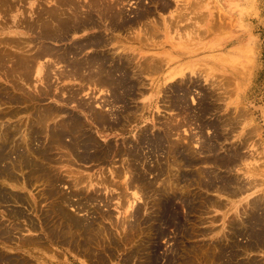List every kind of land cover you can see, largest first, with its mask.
<instances>
[{
  "label": "rangeland",
  "instance_id": "1",
  "mask_svg": "<svg viewBox=\"0 0 264 264\" xmlns=\"http://www.w3.org/2000/svg\"><path fill=\"white\" fill-rule=\"evenodd\" d=\"M62 1L65 5H62ZM62 1L9 0L5 6L2 5L4 2L1 1L0 40L3 37H12L13 40H18L19 38L21 41L27 39L29 41H25L26 49L29 47L28 52L31 54L35 53V51L31 52L30 50H37L40 44L36 45V42L33 41L36 36L34 32L39 29L38 26L59 23L61 19L58 18L60 17L58 13L62 9L63 12H72L78 9L82 14L80 15L79 13V17H85V11L91 10L92 14H94L93 17L97 16L98 22L102 20L99 18V11H102L104 8L98 10L96 7L99 0H72L71 4L69 0ZM105 2L109 5L106 7L113 8V11L117 12L118 9H122L124 13L123 17L120 14H114L113 18L119 19L118 21L122 22L123 25L128 18H136V20L133 22L128 21L129 23L123 26V28L121 27V30L109 29L107 27L102 33L106 36L105 38L110 39V43L109 41L105 44L102 42L98 47L90 43V45L85 46L86 48L83 49L79 56H85L88 53L91 54L96 51L107 52L108 54H103L108 55L110 58L108 59L112 65L116 61L118 64L116 63L117 65L115 66L119 67V64L121 65L118 69H116L117 67L111 68L115 69L113 71L115 74H113L117 81L113 84L116 87L113 84H109L110 86L103 84L105 85L103 86L102 84L97 85L88 82L82 87L79 76L65 77V75L63 76L59 73H63L62 70L65 68L67 70V67L65 62L55 59L57 56H53L54 53L45 54V56L43 55L38 59L40 64H46L47 62L53 64L49 67L50 70L38 71L35 68L32 73L31 71L29 72L31 75L29 74L30 80L28 79V82L22 78L20 79L21 76L18 79L16 78L17 82L21 83L18 85L19 82L17 84L15 78L9 77L11 70H14L13 67L11 68L13 66L12 62L2 61L3 59L0 55V60L2 59L0 70L2 66H5L2 67L4 70L0 71V110H2L0 111V150L4 147L3 150L7 159H3L2 163L0 162V177L3 168L4 173L7 174L8 171L12 172L10 174L15 175L19 179L16 185H12L11 180L7 177L0 178L2 192L4 190L7 193L10 192V196L9 193L0 196V223L2 222L0 224V229L2 230H0V258H2L0 263L1 261L2 264L8 263L7 257L15 253L13 257H9L11 258L10 260H14L11 261V264H19L20 262L21 264H149L147 260L148 249L145 248H147L149 237H154L152 224H158L157 212H159V207L156 204V202L158 203V198L154 194V191L150 189V191H145L144 195L146 196H143V199L147 200V204H144L142 199H139V203L137 202L140 205L143 204L139 219L129 218L132 199L128 197H130L129 195L132 196V191H136L137 189L132 188L133 186L129 188V182L125 183L129 178V174L125 175L123 170H127L124 169V166L129 163V160L126 162V165H124L126 160H122L123 157L128 158V156L126 154H123L125 156L116 155L113 156L114 158L112 156L107 158V161L104 160L105 162L103 161L102 163L99 161H89L88 163L86 160H80L77 154H73L70 151L64 152L67 150L66 148L60 147L57 144L54 146V141L52 140V142L51 138L47 140L49 137L46 133L50 135L54 125L62 123L63 119L70 113H76L82 117L86 125L88 124V127L91 126L89 128L93 135L102 145L108 143L114 147L117 146L119 148L123 146L122 148L126 147L128 149L145 132L148 134L159 133L168 137L169 141L163 144V147L158 150L159 153L158 151H154L152 146L148 147L147 143H143V159L146 160L143 161L146 164L148 163L147 165L149 166H154L158 159L162 161L158 162L155 166L165 163L169 158L170 145L173 141H177L180 146L183 145L181 146L183 147V151L193 156L194 160L191 164L185 163L184 160H179L183 161V163L180 162V168L183 172L189 173V175L192 172L189 181H183L180 184L182 186L178 185L177 187L175 182L173 184L176 188H183L184 192L191 198L193 209L191 210L192 212L190 211L191 213H187L186 208L178 205L179 203L177 204L179 215L181 218L184 216L183 220L187 222L184 224L185 226L183 225V231L191 234L181 233L182 228L178 232L176 226L172 223L168 226L164 225L163 227H166V236L160 238L158 241L159 248L157 252L159 255L165 256L172 252L171 249L175 244L174 237L177 236V232L180 235L178 241L179 258L175 264H185V262L186 264H192V262L195 263V260L197 261L195 264H211L208 258H204L197 253L201 252V248L204 247L203 249H206L205 247L208 246H211L214 251L218 246H221L240 253L236 257V260L246 262L255 258L257 261L259 260V264H264V245H256L258 247L255 246V248L251 249L248 248L252 241L256 239L254 234L264 232V0H105ZM76 3L79 5L75 6ZM10 6L13 7L12 10ZM2 10H6V12ZM53 11L55 13L58 11L57 18L59 20L55 18L57 15L52 13ZM142 11L144 13L147 11L146 15L139 16ZM64 19L69 21L70 18ZM110 19L112 17L108 18L104 23H108ZM46 20L50 21L49 24L45 22ZM30 21L35 23V25L31 24ZM26 22L32 25L34 28L32 31H28L29 28H27ZM99 30V27L89 22L83 28L71 32L65 40H53L51 44L56 48H60L63 45H73L77 41H84L95 35V33L97 34ZM141 36L144 38L142 37L143 39H141ZM6 38L3 39L7 40ZM10 38H8L9 41L11 40ZM2 46L3 44L0 45V48ZM7 46L5 45V47ZM5 47L2 48L11 54L23 52L18 46H13L14 48L8 46L12 50ZM15 48L17 49L14 50ZM70 55L71 57L73 56V54ZM145 62H148L147 65L151 66V68L149 66L144 68ZM149 63L154 64L150 65ZM125 65L128 66L126 67ZM138 65L143 70L134 68ZM124 66L127 72L121 69ZM122 71L126 72V74L130 73L126 81H122V76L126 75ZM20 72L24 73L25 71ZM129 81L132 82L131 85H129ZM88 104L98 111L107 109L104 112H108L109 108L112 109V114L109 113V117L115 123L119 121L118 127L116 126V128L113 127L112 129L103 128L102 130L92 120V112L94 111H90L92 109H90ZM101 104L105 105L104 109L101 108ZM48 110L50 115L47 112ZM51 110L52 113L50 112ZM40 114L49 115L47 117L50 121V132H47L44 126H42L40 119L43 116ZM117 117L119 120H115ZM37 123H39V127ZM33 129L36 131L35 133ZM27 130H32L31 136L32 134H36L35 137H31L35 140L30 138L29 145H31V149H28L24 141H22L24 140V134H27ZM27 135L30 136V133ZM36 136L39 137V140L36 139ZM139 136L140 138H138ZM65 139L68 140L69 137ZM44 142L46 145L49 143L48 146L44 147ZM5 149L9 152L7 153ZM16 149L18 152H16ZM43 149L44 151L45 149L48 150V153L45 151L47 159H45L46 154L42 153ZM34 150L38 151L35 152ZM30 152H32L33 158L29 157ZM22 153L23 155L27 154L24 157H29L28 162L20 158L19 154ZM67 155L70 157L68 158ZM63 158L64 160H62ZM170 158H172L171 155ZM35 160H39V162L37 161L38 165H36ZM46 160L47 162L51 161L47 163ZM58 161L60 162L58 163ZM25 162L26 164H24ZM28 163L34 167L28 166ZM4 165H7V168ZM39 167L43 170L46 169L47 173L50 172L52 177V171L53 173L56 172L55 176H58L57 174L60 177L63 175L59 188L66 194H63L57 186H53V183L48 181L47 175L46 177L45 174L42 175L45 172ZM8 168H11V170L7 171L6 169ZM35 168L37 170L40 169L42 172L39 173L40 170L37 171ZM118 168L122 171L119 177L114 175L116 173L114 170ZM204 170H209L211 172L210 176L212 174L213 177H211L213 179L210 178L209 180L208 177L206 178ZM75 172L77 173L75 174ZM154 172L156 175V171ZM80 173L84 174L85 177H81ZM74 175H77V177H74ZM78 175L84 181H81L82 185L78 183L77 187L73 183L74 179L78 178ZM155 175L148 173L146 179H152ZM91 176L94 178L92 184L86 182ZM104 177L109 180H107V185L101 183L102 180L100 179ZM212 180V185L209 187V182ZM159 181L161 182L158 183ZM114 182L115 185H113ZM153 184V186L159 187L162 184V180L155 179ZM80 185L84 186L82 189L85 188V191L81 190ZM51 190H59V192L57 191L58 194L61 192L64 196H71L70 198L72 199L69 198V205L71 204L72 206L70 205V208H68L69 206L66 204L70 214L73 216L77 215L78 218L84 221L93 220L96 224H94L95 230L99 226L104 227L99 228L100 232L98 231L99 235L97 239L99 243L96 241L98 244H93L92 250L96 254H90L85 251L86 246H83L84 248L80 247L84 251L81 252L79 251L81 249L74 244L72 248L67 242H60L59 244L49 233V227L45 225L42 227L41 219L44 220L45 215H50L49 213L56 215L55 205H58L60 200L58 195V200L54 197L57 193L54 196L51 194L53 193ZM91 192L97 195H95L97 199H94L95 201L92 203L87 199L88 193L90 195ZM14 193L18 195L16 196ZM1 197L6 198L1 199ZM8 197H11L12 200ZM209 199L212 200L210 201ZM134 205L133 208L135 207ZM18 208L23 212V218L14 216L15 209L18 210ZM50 208L54 210L49 211ZM64 209H66V206ZM143 213L144 215H142ZM146 215L150 216V218ZM95 216H97V219ZM185 216H188L186 218L188 221H186ZM30 217L35 221L37 226L31 227L29 225ZM56 219L57 217L52 219L51 222L53 223ZM95 219L99 222H96ZM143 219L147 220V224L143 223ZM151 219L153 221L155 219V221L153 222ZM128 220L137 224L134 228L136 227L138 230H133L135 235L130 231L133 227L130 228ZM8 226L10 227L9 231L7 230ZM45 228L47 229L45 230ZM5 231L9 233H5ZM104 231L108 234H105ZM1 232L3 235H1ZM7 233L11 235L8 236ZM103 234L106 237L105 239ZM34 236H38V238L41 236L39 240L42 238V241L40 240L39 243L41 242L44 245L41 243L37 245V242H33L32 244L34 245H32L26 242L27 239H38ZM7 237L11 238V240ZM22 237L26 238L23 239ZM80 240L81 244L85 245V238L80 237ZM21 241L24 242L22 243ZM229 241L231 242L229 243ZM172 243L174 244L172 245ZM133 247H136V249ZM196 248H200V250ZM186 249L189 253H187ZM189 255L192 258L188 257V259L187 256ZM189 260L190 262H188Z\"/></svg>",
  "mask_w": 264,
  "mask_h": 264
},
{
  "label": "bare ground",
  "instance_id": "2",
  "mask_svg": "<svg viewBox=\"0 0 264 264\" xmlns=\"http://www.w3.org/2000/svg\"><path fill=\"white\" fill-rule=\"evenodd\" d=\"M1 1H3L4 2V4L1 2ZM12 1V0H11ZM62 1V0H61ZM66 0H64V2H65ZM91 1V0H90ZM97 1V0H96ZM107 1V0H106ZM0 2L2 3V5H6V4H8V2H9V0H0ZM57 2H60V1H57ZM68 2V1H67ZM69 2H70V4L72 3V0H69ZM12 3V2H11ZM61 3H63V1L61 2ZM108 3V2H107ZM13 4V3H12ZM78 3H76L75 4V6L77 5ZM95 4V3H94ZM1 5V6H2ZM62 5H65V3H63ZM69 5V4H68ZM79 5V4H78ZM77 5V6H78ZM90 5V4H89ZM96 5H98V6H96L97 8H98V10H101V8L103 9H105V7L108 5V4H106V2H105V0H99V2L96 4ZM179 5V4H178ZM93 6V5H92ZM109 6V5H108ZM3 7V6H2ZM1 7V8H2ZM68 7V6H67ZM12 8L13 7H11L10 6V9L12 10ZM77 8H80V7H77ZM6 9V8H5ZM59 9V8H58ZM65 9H67V8H65ZM64 9V10H65ZM69 9H71V8H69ZM103 9V10H104ZM7 10H8V7H7ZM52 10H54V9H52ZM51 10V11H52ZM72 10V9H71ZM102 10V11H103ZM3 11V10H2ZM65 11H67V10H65ZM102 11H99L100 13H99V18H101L102 20H103V18L104 17H106L105 19H104V21H106L108 18H111L112 17V19H110L109 21H108V23H104V21H102V20H100L99 22H98V18H96V17H93L94 16V14H92V12H91V10L90 11H85V14H84V16L85 17H82V16H80L79 17V10L77 9V10H73L72 12H63V9H62V11H59V13H58V11H56V13L53 11L52 13H54V14H56L54 17L55 18H57L58 17V14L60 15V17H58L59 19H61V20H59L58 18V20H59V23L57 22V24H52V25H46L45 24V22H48L47 20L44 22V26L42 27L41 25V27L40 26H38L39 27V31L37 32V31H35L34 33H36L35 35V37H34V39H33V41H35L36 43V45L38 44V43H40L39 44V46H38V49L35 47V49H37V50H32L31 48V52L32 51H35V53L33 52V53H29L28 52V48L26 49V45H25V41L27 40L26 38V40L25 41H21V40H19V38H18V40H13L12 39V37L10 38V37H3V38H6L7 40H4L3 38L0 40V45L1 44H3V46L2 47H5V45H8V46H18V47H20L21 49H22V51L23 52H18L17 54H11L10 52H8L6 49H4V48H0V55L2 56H0L2 59V61H7V62H9V63H11L12 62V64H13V66H11V68L13 67V69L14 70H11V72L9 73V77H11V78H17L18 79V77L19 76H21L20 77V79L22 78L23 80H25V81H27L28 82V79H29V74L31 75V73H32V71L33 70H35V68L38 70V71H40V70H44L45 71V69L47 70H50V66L51 65H53V64H49L48 62L46 63V64H40V62L38 61V59L40 58V57H42L43 55L45 56V54H53L54 53V55L53 56H57V58L55 57V59L56 60H60L61 62H65V64H66V67H67V70H65V72H64V70H62L63 71V73H61V72H59L60 74H62L63 76L65 75V77L66 76H72V77H74V76H79L80 77V80H81V82H82V87H83V85H86V83L88 82V83H93V84H97V85H103V84H107V85H112L113 83H116V81H117V79H115L116 77L114 76V70L113 69H111V68H115V67H117V66H115V65H117L118 63H117V61H116V63L114 64V65H112L110 62V58L108 57V55H106V54H103V53H107V52H101V51H96V52H93V53H91V54H87V55H85V56H79L80 54H81V52L83 51V49L84 48H86L85 46H87L88 44L90 45V43H93V45H95L96 47H98L99 45H100V43L102 44V42L105 44V43H107L110 39H108V38H105L106 36H104V34L102 33L103 32V30H105L107 27H109V29H120L121 30V27L123 28V26H126L129 22L128 21H131V22H133V21H135L136 20V18L135 19H127L126 20V22H125V24L123 25V23L122 22H120V21H118L119 19H117L116 20V18H113V15L114 14H120L121 15V17H123V15H124V13H123V11H122V9H118V11L116 12L115 10L113 11V8L111 9V7L109 8V7H106V9L104 10V12L106 11V13H104V12H102ZM109 11V12H108ZM111 11H113V12H111ZM145 11V10H144ZM3 12H6V10H4ZM9 12V11H8ZM58 13V14H57ZM145 13H147V11L145 12ZM143 11H142V13H140L139 14V16H144V15H146ZM179 13V12H178ZM6 14V13H5ZM4 14V15H5ZM42 14V13H41ZM49 15H50V13H48ZM80 15H82L81 13H80ZM175 15V14H174ZM182 15V14H181ZM6 16V15H5ZM37 16V15H36ZM119 16V15H118ZM137 16V15H136ZM176 16V15H175ZM1 17V16H0ZM54 17H52V18H54ZM177 17V16H176ZM183 17V16H182ZM10 18V17H9ZM46 18V17H45ZM54 18V20H56ZM64 18H70L69 19V21L68 20H65ZM86 18V19H85ZM145 18V17H144ZM168 18V17H167ZM5 19V18H4ZM30 19V18H29ZM85 19V20H84ZM125 19H126V17H125ZM24 20V19H23ZM39 20V19H38ZM45 20V19H44ZM122 20V19H121ZM124 20V19H123ZM143 20V19H142ZM26 21V20H25ZM28 21V20H27ZM31 21H33V20H31ZM30 21V22H31ZM16 22V21H15ZM34 22V21H33ZM36 22V24H37V20L35 21ZM50 22V21H49ZM49 22H48V24H49ZM93 23V24H95L97 27H99V31H98V33L96 34L95 33V35H93V36H91V37H89L88 39H86V40H84V41H81V42H75L73 45H63L62 47H58V48H56V47H54V46H52V44H51V41H53V40H58V41H63V40H65L67 37H68V35L71 33V32H73L74 30H79L80 28H83V26H85L87 23ZM174 22V21H173ZM41 23H42V18H41ZM104 23V24H103ZM160 23V22H159ZM172 23V22H171ZM31 24H34L35 25V23H32L31 22ZM30 23L28 24V22H26V26H27V28H29V30L28 31H32V29H34L33 27H32V25H31ZM0 25H1V22H0ZM3 25V24H2ZM89 25V24H88ZM189 25V24H188ZM93 27H95V26H93ZM2 28V27H1ZM26 28V29H27ZM87 28V27H86ZM138 28V27H137ZM184 28V27H183ZM150 29V28H149ZM145 30V29H144ZM151 30V29H150ZM151 32V31H150ZM157 33V32H156ZM142 35H143V33H142ZM109 37H111V36H109ZM130 37V36H129ZM137 37V36H136ZM143 36H141V39H143L142 38ZM1 38V37H0ZM8 38H10L11 40L9 41V39ZM116 38V37H115ZM23 39V38H22ZM117 39V38H116ZM3 40V41H2ZM27 41H29V40H27ZM142 41V40H141ZM4 42H5V45H4ZM147 42V41H146ZM27 43V42H26ZM109 43H110V41H109ZM146 44V43H145ZM5 47V48H9V47ZM28 46H30V45H28ZM101 46H104V45H101ZM100 46V47H101ZM106 46V45H105ZM34 47V46H33ZM14 48V47H13ZM10 49V48H9ZM17 48H15L14 50H16ZM10 50H12V49H10ZM37 51V52H36ZM104 51V50H103ZM16 52V51H15ZM56 54V55H55ZM70 54H73V56L71 57V55ZM108 54V53H107ZM110 55V54H109ZM52 56V55H51ZM50 56V57H51ZM111 56V55H110ZM147 57V56H146ZM163 57V56H162ZM54 58V57H53ZM109 58V59H108ZM126 58H128V57H126ZM161 59H163V58H161ZM1 60H0V63H2L1 62ZM122 60H123V58H122ZM53 61H55V60H53ZM147 61V60H146ZM122 62H125V61H122ZM150 62V61H149ZM158 62V61H157ZM160 62V61H159ZM129 63V62H128ZM146 63V62H145ZM145 63H143V64H145ZM148 63V62H147ZM147 63H146V65H147ZM151 63V62H150ZM149 63V64H150ZM11 64V65H12ZM58 64V63H57ZM123 64V63H122ZM152 64H154V63H152ZM152 64H150V65H152ZM160 64V63H159ZM1 65H3V64H1ZM7 65H8V63H7ZM145 65V67L144 68H146V67H148L149 65H147L146 66ZM156 65V64H155ZM158 65V64H157ZM9 66V65H8ZM114 66V67H113ZM121 65L119 64V67H120ZM126 66V65H125ZM125 66H124V68H122L121 67V69H123V70H125L126 72H127V70H126V68H125ZM128 66V65H127ZM126 66V67H127ZM246 66V65H245ZM2 67H5V66H2ZM2 67H1V70H4V69H2ZM119 67H117L116 69H118ZM139 67V68H138ZM153 67V66H152ZM156 67V66H155ZM134 68H137V69H139V70H143L142 69V67L140 66V65H138V66H136V67H134ZM149 68H151V66H149ZM149 68H148V70H149ZM155 69V68H154ZM0 70V71H1ZM36 70V71H37ZM159 70V69H158ZM20 71H25L24 73H22V72H20ZM31 71V73H29ZM131 71V70H130ZM3 72H5V71H3ZM6 72H7V70H6ZM123 73H125L126 74V72H124V71H122ZM139 72V71H138ZM15 73H17V74H15ZM114 73V74H113ZM136 73V72H135ZM147 73V72H146ZM2 74V73H1ZM47 74V73H46ZM148 74V73H147ZM7 75V74H6ZM59 75V74H58ZM128 75L130 76V73L128 74H126V75H124V76H122L123 77V79H122V81L123 80H125L126 81V79L128 78ZM114 76V77H113ZM78 77V78H79ZM7 78H8V76H7ZM48 78V77H47ZM17 79H16V82H17ZM119 79V78H118ZM30 80V79H29ZM10 81V80H9ZM132 81V80H131ZM19 82V81H18ZM18 82H17V84H18ZM130 82V81H129ZM13 83H15V82H13ZM118 83V82H117ZM121 83V82H120ZM123 83V82H122ZM127 83V82H126ZM135 83V82H134ZM21 83L19 82V84L18 85H20ZM124 84V83H123ZM132 84V82H130L129 83V85H131ZM17 85V86H18ZM109 85V86H110ZM114 85V84H113ZM103 86H105V85H103ZM115 86V85H114ZM20 87V86H19ZM116 87V86H115ZM114 87V88H115ZM117 87H119L118 85H117ZM182 87V86H181ZM187 87V86H186ZM21 89V88H20ZM176 91V90H175ZM72 93V92H71ZM78 94V93H77ZM11 95V94H10ZM9 96V95H8ZM70 96V95H69ZM76 96V95H75ZM93 96V95H92ZM74 97V96H73ZM12 98H14V97H12ZM125 98V97H124ZM16 99V98H15ZM21 99V98H20ZM176 102V101H175ZM83 105V104H82ZM81 105V106H82ZM86 106H87V104H85ZM102 105V104H101ZM100 105V106H101ZM88 106H89V104H88ZM91 106V105H90ZM89 106V107H90ZM93 106V105H92ZM103 106V107H102ZM101 106V108L102 109H104V107H105V105L103 104ZM127 106V105H126ZM88 107V108H89ZM83 108H84V105H83ZM94 107H90V109H92V110H90V111H94V112H92V120L94 121V122H96L97 123V125H99L100 126V128H102V130H103V128H113V127H115L116 128V126L117 125H119V121H117L116 123L115 122H113V121H111L110 120V118L111 117H109L110 115H109V113H111L112 114V109H110L109 108V110H108V112H104L105 110H107V109H104V111L103 110H100V111H98V110H96L95 108L93 109ZM126 108V107H125ZM53 110V109H52ZM52 110L50 111L51 113H52ZM0 111H2V110H0ZM9 111V110H8ZM42 111V110H41ZM48 113H49V110L47 111ZM46 112V113H47ZM1 113V112H0ZM2 113H4V112H2ZM7 113V112H6ZM44 114V113H43ZM5 115V114H4ZM40 115H42V114H40ZM49 115H50V113H49ZM49 115H42L43 117L40 119V116H39V119H40V122H41V124H42V126H44V129L48 132H50L51 131V129L49 128L50 127V121H49V119H48V117L47 116H49ZM91 115V114H90ZM45 116V117H44ZM51 116H52V114H51ZM50 116V117H51ZM120 116V115H119ZM37 117V116H36ZM49 117V118H50ZM52 118V117H51ZM121 118V117H120ZM0 119H1V117H0ZM34 120V119H33ZM35 120H36V118H35ZM64 121L62 122V123H60V124H57V125H54L53 127H52V132L50 133V135L48 134V133H46V135H48V139L47 140H49L50 138H51V141L53 142V144H54V146H55V144H57V145H59L60 147H63V148H66L67 150L66 151H64V152H67V151H70L71 153H73V154H77L78 156H79V159L80 160H86L88 163H89V161H99V162H103L104 160L105 161H107V158H110L111 156L113 157V156H121V155H123V154H126L127 156H128V158H124L123 157V160L122 161H124V159L126 160L125 161V164L124 165H126V162L128 161L129 163L126 165V166H124V169H127V170H123V172H124V174L126 175V174H129V178H128V180H126L125 181V183L127 184L128 182H129V188H131V186H133L132 188H135V189H137L136 191H132V196L131 195H129L130 197H128L129 199H132L131 201H132V203L130 204V213H129V218L131 217V218H134L135 220H136V218H138V217H140V210L141 209H143L141 206L143 205V204H138L139 203V199H142V201L144 202V204H147V200L144 198L143 199V196L145 197L146 195H144V193H145V191H154V194L156 195V197L158 198V203L156 202V200H155V202H156V204H157V206L159 207V212H157L158 214H157V217L155 216V218H157L158 219V224L156 225V224H152V226H153V231H154V237H149V240H148V244H147V248H145V249H148L146 252L148 253V255H147V260H148V263L149 264H175L176 263V260L179 258L178 256H179V245H178V241H179V234L176 232V234H177V236H175L174 237V239H175V241H174V243H172V245H173V248L171 249V253L170 254H168V255H165V256H161V255H159L158 254V241H159V239L160 238H163V237H165L166 236V230H165V228L163 227L164 225H169V224H173V225H175L176 226V228H177V230H178V232H179V230H180V228H182V230H181V233L182 232H184L183 230V225L185 224V223H187V222H185V220H183V218H184V216H183V218H181V216L179 215L180 213H178V206H177V204L178 205H181L182 207H184V208H186V210H187V213H189L191 210H193L192 209V201H191V198H189V195L188 194H186L185 192H184V190H183V188L182 189H180V188H176L178 185H180V184H182V182L183 181H189V179H190V175H191V173H190V175H189V173H186V172H183V170L180 168V166H181V164H180V162H182L183 163V161H179V160H184L185 161V163H187V164H191V163H193V160H194V158H193V156H190V155H188V154H186L184 151H183V147H181V146H183V145H179V143L177 142V141H173V140H171V141H173V143L171 142V145H170V148H171V150L169 151V155H168V159L167 158H165V159H167L166 161H165V163L162 165H160L159 164V166H155L158 162H161L162 160L160 159V161H159V159H158V161H157V163L153 166V165H147L146 163H144V161H146V160H144L143 158H144V154H143V152H142V145H143V143H147L149 146L148 147H153L152 149L154 150V151H158V150H160L161 149V147H163V144H165V142L166 141H169L167 138L168 137H166V136H163V135H161V134H148L147 132H145L144 134H143V136L140 138V136L138 137V138H140L138 141H136L135 143H133V145L132 146H130V148H122L123 146H120L119 148L117 147H114V146H112V145H110V144H108V143H106V144H104V145H102L101 143H100V141L93 135V133H92V131H91V129L89 128V127H91V126H87L86 125V123H85V121H83V119H82V117L81 116H79L78 114H76V113H70L67 117H65V119H63ZM115 120H119V118L117 117V118H115ZM37 121H38V119H37ZM60 121V120H59ZM121 121V120H120ZM32 122V121H31ZM35 122V121H34ZM33 122V124L35 125V123ZM39 122V121H38ZM55 122H56V120H55ZM38 124V127H39V123H37ZM40 124V125H41ZM54 124V123H53ZM52 124V125H53ZM32 125V124H31ZM121 125V124H120ZM5 126V125H4ZM35 126H37V125H35ZM42 126H40V127H42ZM20 127V126H19ZM37 127V128H38ZM118 127V126H117ZM6 128V127H5ZM93 128V127H92ZM18 129V128H17ZM39 129H41V128H39ZM42 129H43V127H42ZM41 129V130H42ZM19 130V129H18ZM44 130V131H45ZM105 130V129H104ZM21 131V130H20ZM37 131H39V130H37ZM43 131V132H44ZM6 132V131H5ZM8 132V131H7ZM10 132V131H9ZM27 132V134H29L30 133V136H28L26 133L24 134L25 136H24V140H22V141H24V143L26 144V146H27V148L29 149H31V145H29L30 143H29V141H30V138L33 136V137H35V135H33L32 134V136H31V133H32V130H27L26 131ZM29 132V133H28ZM33 132L35 133L36 131L33 129ZM37 133H39V132H37ZM10 134H11V132H10ZM22 134V133H21ZM166 134V133H165ZM45 135V136H46ZM7 137V136H6ZM12 137V136H11ZM67 137H69V139L68 140H66L65 138H67ZM170 137V136H169ZM9 138H10V136H9ZM39 137H37L36 136V139L37 140H39L38 139ZM32 139V138H31ZM34 139V138H33ZM32 139V140H33ZM2 140H3V138H2ZM6 140V139H5ZM35 140V139H34ZM36 140V141H37ZM177 140V139H176ZM8 141H9V139H8ZM36 141H35V143H36ZM46 141V140H45ZM180 141V140H179ZM16 142V141H15ZM19 142V141H18ZM31 143H32V141H31ZM42 143V142H41ZM45 143V142H44ZM132 143V142H131ZM14 144V143H13ZM16 144V143H15ZM22 144V143H21ZM43 144V143H42ZM48 144L49 143H47V145H46V143H45V145H44V147L45 146H48ZM144 144V145H145ZM169 144V143H168ZM25 146V145H24ZM36 146V145H35ZM43 146V145H42ZM128 146V145H127ZM12 147V146H11ZM38 147V149H40L39 148V146H37ZM36 147V148H37ZM57 147V146H56ZM56 147H54V148H56ZM3 148L4 147H2L1 148V150H0V162L1 161H3V159H6V157H5V152H4V150H3ZM6 148V147H5ZM26 148V147H25ZM49 148V147H48ZM47 148V149H48ZM59 148V147H58ZM15 149V148H14ZM47 149H45V151H47V153H48V150ZM60 149V148H59ZM211 149V148H210ZM6 150V149H5ZM10 150V149H9ZM42 150V149H41ZM41 150H40V152H41ZM62 150V149H61ZM64 150V149H63ZM15 151V150H14ZM27 151V150H26ZM35 151V150H34ZM34 151H32V152H34ZM38 151V150H37ZM37 151H35V152H37ZM44 151V149H43V152L42 153H44V154H46V152ZM144 151V150H143ZM150 151V150H149ZM165 151V150H164ZM190 151V150H189ZM212 151V150H211ZM6 152H7V150H6ZM9 152V151H8ZM7 152V153H8ZM16 152H18L17 151V149H16ZM32 152H30V156L29 157H32ZM39 152V153H40ZM63 152V151H62ZM69 153V152H68ZM152 153V152H151ZM158 153H159V151H158ZM161 153V152H160ZM16 154V153H15ZM26 154V153H25ZM24 154V155H25ZM41 154V153H40ZM67 154V153H66ZM72 154V155H73ZM146 154V153H145ZM149 154V153H148ZM168 154V153H167ZM24 155H23V153L22 154H19V156H20V158L22 159V160H24V161H27L28 162V158L29 157H27V158H25L26 156H27V154H26V156L24 157ZM34 155V154H33ZM36 155V154H35ZM70 156H71V154H69ZM143 155V156H142ZM152 155H153V153H152ZM156 155V154H155ZM170 155L172 156V158H170ZM18 156V155H17ZM17 156H16V158H17ZM51 156V155H50ZM65 157H66V155H64ZM63 156V157H64ZM69 156V157H70ZM75 156V155H74ZM123 156H125V155H123ZM157 156V155H156ZM159 156V155H158ZM34 157V156H33ZM32 157V158H33ZM42 157H44L43 155H42ZM45 159H47L48 157H47V154L45 155ZM52 157H53V155H52ZM51 157V158H52ZM62 157V156H61ZM67 157H68V155H67ZM68 157V158H69ZM7 158H8V156H7ZM77 158V157H76ZM114 158V157H113ZM146 158H147V156H146ZM40 159H41V157H40ZM72 159V158H71ZM70 159V160H71ZM148 159V158H147ZM196 159V158H195ZM199 159V158H198ZM218 159V158H217ZM7 160V159H6ZM10 160V159H9ZM16 160V159H15ZM14 160V161H15ZM22 160H21V162H22ZM52 160V159H51ZM51 160H49L48 162L50 163V161ZM55 160V159H54ZM62 160H64V158L62 159ZM67 160V159H66ZM144 160V161H143ZM34 161V160H33ZM36 161V160H35ZM38 162H39V160H37ZM36 161V165H38L37 162ZM45 161V160H44ZM71 161H73V160H71ZM104 161V162H105ZM112 161V160H111ZM148 161V160H147ZM201 161V160H200ZM226 161V160H225ZM4 162H5V160H4ZM8 162V161H7ZM20 162V161H19ZM42 162V161H41ZM41 162H40V164H41ZM46 162H47V160H46ZM46 162H44V163H46ZM47 162V163H48ZM60 161H58V163H59ZM98 162V163H99ZM137 162V163H136ZM214 162V161H213ZM2 163V162H1ZM43 163V164H44ZM53 163V162H52ZM61 163H62V161H61ZM70 163V162H69ZM72 163V162H71ZM73 163H75V162H73ZM184 163V164H185ZM10 164V163H9ZM13 164V163H12ZM12 164H11V166H12ZM17 164V163H16ZM24 164H26V162L24 163ZM32 164H33V162H32ZM32 164H30L31 165V167H34ZM43 164H42V168L44 167L43 166ZM140 164V166H138ZM180 164V165H179ZM217 164V163H216ZM3 165V164H2ZM21 165V164H20ZM29 165V163H28V166H30ZM35 165V166H36ZM55 165V164H54ZM75 165V164H74ZM1 166V165H0ZM5 166V168H7V165H4ZM15 166V165H14ZM189 166V165H188ZM8 167H10V166H8ZM51 167V166H50ZM55 167V166H54ZM14 168V167H13ZM12 168V169H13ZM24 168V167H23ZM25 168H26V165H25ZM28 168V167H27ZM37 168V167H36ZM35 168V169H36ZM39 168H41V167H39ZM41 168V170L43 171V172H45V173H42V175L43 174H45V177H46V175H47V177H48V181H50L51 183H53V186H57L58 188L60 187L59 185H61V183H62V176L60 177L59 176V174H57L58 176H55L54 174L56 173H53V171H52V174H53V177H52V175L50 174V172L49 173H47V171H45V170H43ZM57 168V167H56ZM59 168V167H58ZM16 169V168H15ZM33 169V168H32ZM51 169V168H50ZM55 169V168H54ZM72 169H74V168H72ZM1 170V169H0ZM7 171L8 170H11V168L9 169H6ZM14 170V169H13ZM34 170V169H33ZM37 170V169H36ZM35 170V171H36ZM38 170H40V169H38ZM37 170V171H38ZM40 170V172L39 173H41L42 171ZM48 170V169H47ZM52 170H53V168H52ZM120 168H118L117 170L115 169L114 171L116 172V173H114L113 171H112V173H114V175L116 176H120L121 175V173H122V171L120 170ZM190 170V169H189ZM32 171V170H31ZM51 171V170H50ZM64 171V170H63ZM69 171H72V170H69ZM154 171H156V175H155V172ZM2 173H1V177H7L8 179H10L11 180V184L12 185H16V183H18L19 182V179L17 178V177H15V175H11L10 173H12V172H7V174L6 173H4V169L2 168V171H1ZM6 172V171H5ZM15 172H16V170H15ZM129 172V173H128ZM60 173V172H59ZM70 173H72V172H70ZM74 173V172H73ZM77 172H75V174H76ZM79 173V172H78ZM81 173H83V172H81ZM80 173V175H82ZM150 174V173H152V174H154L155 176V179H158V180H162V184L159 186V187H155V186H153L154 184V180H153V178L152 179H149V180H151V181H149V180H147L146 179V177H148V176H146L147 174ZM210 171L208 170V171H206V170H204V174H205V176H206V178L208 177L209 178V180H210V178L211 179H213L212 177V174H211V176H210ZM64 174V173H63ZM20 175V174H19ZM18 175V176H19ZM33 175V174H32ZM38 175V174H37ZM80 175H78V178L77 179H74L73 181H74V183L73 184H75L76 186H77V184L78 183H82L81 181H84V179L83 178H81V177H83L84 176V174L80 177ZM93 175V174H92ZM106 175V174H105ZM22 176V175H21ZM34 176V175H33ZM54 176H55V178H54ZM73 176V175H72ZM89 176V175H88ZM87 176V177H88ZM194 176V175H193ZM0 177V178H1ZM74 177H77V175L75 176L74 175ZM80 177V178H79ZM85 177V176H84ZM86 177V178H87ZM150 177V176H149ZM21 178V177H20ZM41 178V177H40ZM64 178H65V176H64ZM109 178V177H108ZM193 178V177H192ZM65 179H67V178H65ZM145 179H146V181H145ZM40 180V179H39ZM41 180H42V178H41ZM40 180V181H41ZM93 180H94V178H92V176L90 177V179L88 178L87 180H86V182H89L90 184H92L93 183ZM99 180V179H98ZM100 180H102V184H105V185H107V178H101ZM35 181V180H34ZM109 181V180H108ZM111 181V180H110ZM3 182V181H2ZM98 182V181H97ZM156 182V181H155ZM161 181H159L158 183H160ZM174 182H175V185H176V187H174L173 186V184H174ZM213 182V180L211 181V182H209V187L212 185L211 183ZM26 183V182H25ZM55 183V184H54ZM65 183V182H64ZM84 183V182H83ZM110 183V182H109ZM225 183V182H224ZM229 183V182H228ZM3 184H4V182H3ZM6 184V183H5ZM29 184V183H28ZM70 184V183H69ZM95 184V183H94ZM98 184V183H97ZM113 184V183H112ZM116 184H118V183H116ZM215 184V183H214ZM18 185V184H17ZM30 185H32V184H30ZM74 185V186H75ZM79 185V184H78ZM82 185V184H81ZM80 185V188H81V190H84V189H82V187H84V186H81ZM113 185H115V182H114V184ZM158 185V184H157ZM53 186H52V189H53ZM69 186V185H68ZM73 186V185H72ZM86 186V185H85ZM92 186V185H91ZM180 186H182V185H180ZM179 186V187H180ZM184 186V185H183ZM4 187H6V186H4ZM70 187H71V185H70ZM78 187V186H77ZM107 187V186H106ZM117 187V186H116ZM127 187V186H126ZM74 188H76V187H74ZM80 188H79V191H80ZM110 188V187H109ZM4 189V188H3ZM72 189V188H71ZM126 189V188H125ZM150 189V190H149ZM59 190H60V188H59ZM59 190H51L53 193H51V191H50V193L51 194H53V196H54V194H56L57 193V191L59 192ZM75 190H78V189H75ZM87 190V189H86ZM97 190V189H96ZM235 190V189H234ZM45 191V190H44ZM61 191V190H60ZM79 191H77L78 193H79ZM85 191V190H84ZM87 191H89V190H87ZM91 191V190H90ZM98 191V190H97ZM100 191V190H99ZM139 191V192H138ZM141 191V192H140ZM47 192V191H46ZM62 193H63V191H61ZM61 192L58 194H56V196H54V197H56V199H57V195L59 196V204L58 205H55V210H56V215H52V213H49L50 215H48V214H46L45 215V217H44V220H42L41 218V224H42V227H44V225L46 226V227H49L48 228V230H49V233L51 234V236H53L58 242H59V244H60V242L61 243H63V242H67L68 243V245H71V248H72V245L74 244L76 247H78V248H80V247H82V248H84L85 246H86V249H85V251H87L88 253H94V254H96V252L94 251V250H92L93 249V244H95L96 243V241L99 243V241H98V235H99V233H98V231H99V228H104V227H101V226H99L98 228H97V230H95V227H94V224H95V222L92 220V221H89V220H87V221H84L83 219H81V218H78L77 217V215H72V214H70L69 212H68V210H67V205L66 204H68V208H70V205H69V198L71 197H67V195L66 196H64V195H62L61 194ZM76 192V193H77ZM82 192V191H81ZM93 192V191H92ZM91 192V194L89 195V193H88V195H87V199L92 203L93 201H95L96 199H97V195H96V193L94 194V193H92ZM122 192V191H121ZM120 192V193H121ZM194 192V191H193ZM211 192V191H210ZM7 192H5V190L2 192V189L0 188V196L1 195H3L4 196V194H6ZM9 193V196H10V192H8ZM7 193V194H8ZM12 193V192H11ZM71 193V192H70ZM72 193H73V191H72ZM75 193V192H74ZM77 193V194H78ZM85 193V192H84ZM123 193V192H122ZM138 193H140L139 195H138ZM148 192H146V194H147ZM152 193V192H151ZM14 194H16V193H14ZM14 194H13V197H14ZM63 194H66L65 192L63 193ZM82 194V193H81ZM130 194H131V192H130ZM18 194H16V196H17ZM76 195V194H75ZM86 195V194H85ZM96 195V196H95ZM99 195V194H98ZM148 195H149V193H148ZM8 196V195H7ZM6 196V197H7ZM47 196V195H46ZM79 196H81V195H79ZM151 196V195H150ZM154 196V195H153ZM6 197H3L4 199L6 198ZM12 197V196H11ZM11 197H8V198H11ZM78 197V196H77ZM2 197H1V199H3ZM75 198V197H74ZM155 198V197H154ZM51 199V198H50ZM55 199V200H56ZM70 199H72V198H70ZM95 199V200H94ZM150 199H152V198H150ZM11 200H12V198H11ZM58 200V199H57ZM122 200V199H121ZM138 200V201H137ZM177 200V201H176ZM210 200V199H209ZM212 200V199H211ZM210 200V201H211ZM1 201H3V200H1ZM6 201V200H5ZM209 201V202H210ZM9 202V201H8ZM15 202V201H14ZM18 202H19V200H18ZM83 202V201H82ZM138 202V203H137ZM35 203V202H34ZM57 203H58V201H57ZM134 203H136V205H134ZM141 203V202H140ZM7 204V203H6ZM49 204V203H48ZM51 204V203H50ZM65 204V205H64ZM97 204V203H96ZM3 205V204H2ZM38 205V204H37ZM79 205V204H78ZM121 205H122V203H121ZM133 205L135 206L134 208H133ZM47 206V205H46ZM65 206H66V209H64L65 208ZM72 206V205H71ZM131 206H132V208H131ZM23 207V206H22ZM22 207H20V208H22ZM35 207V206H34ZM52 207H53V205H52ZM74 208H76V207H74ZM34 209V208H33ZM43 209V208H42ZM46 209V208H45ZM72 209V208H71ZM70 209V210H71ZM78 209V208H77ZM151 209V208H150ZM48 210V209H47ZM50 210H52L51 208L49 209V211ZM54 210V209H53ZM52 210V211H53ZM76 210V209H75ZM96 210H98V209H96ZM101 210V209H100ZM158 210V209H157ZM26 211H27V209H26ZM25 211V212H26ZM154 211V210H153ZM46 212V211H45ZM75 212V211H74ZM92 212H94L93 210H92ZM181 212V211H180ZM192 212V211H191ZM190 212V213H191ZM245 212V211H244ZM54 213H55V211H54ZM76 213V212H75ZM77 213H79V212H77ZM88 213H89V210H88ZM96 213V212H95ZM108 213V212H107ZM14 216H17V217H22L23 215V212H21V209L19 210V208H18V210L17 209H15V212H14ZM37 214V213H36ZM90 214V213H89ZM101 214H102V212H101ZM85 215V214H84ZM94 215V214H93ZM142 215H144V213L142 214ZM149 215H150V213H149ZM182 215V214H181ZM27 216H29L28 214H27ZM86 216V215H85ZM84 216V217H85ZM88 216V215H87ZM147 216V215H146ZM151 216V215H150ZM150 216H147V217H149L150 218ZM12 217H13V215H12ZM24 217V216H23ZM22 217V218H23ZM57 217V219L56 220H54L53 221V223L51 222L52 221V219H55ZM93 217V216H92ZM127 217H128V215H127ZM126 217V218H127ZM153 217H154V215H153ZM189 217H190V215H189ZM31 218V217H30ZM29 218V225L31 226V227H34L35 225H36V223H35V221H33L32 220V218L30 219ZM43 218V217H42ZM95 218L97 219V216H95ZM186 218H188V216L186 217L185 216V219ZM19 219V218H18ZM26 219V218H25ZM39 219V218H38ZM88 219V218H87ZM96 219H95V221H96ZM139 219V218H138ZM137 219V220H138ZM147 219V218H146ZM144 220L143 221V223H145V224H147V220ZM153 219V218H152ZM151 219V220H152ZM35 220V219H34ZM134 220V221H135ZM150 220V219H149ZM38 221H40V220H38ZM98 221V220H97ZM96 221V222H97ZM125 221V220H124ZM127 221V220H126ZM129 221V220H128ZM153 221V220H152ZM154 221H155V219H154ZM153 221V222H154ZM186 221H188V219H186ZM190 221V220H189ZM28 222V221H27ZM51 222V224H49ZM56 222H57V225H56ZM99 222V221H98ZM2 223V222H1ZM0 223V224H1ZM136 222H131V221H129V226H130V228L131 227H133V229H130V231H132L133 232V230L134 229H137L136 227L134 228V226H136L137 224H135ZM152 223V222H151ZM156 223V222H155ZM49 224V225H48ZM98 224V223H97ZM100 224V223H99ZM5 225V224H4ZM38 225H40V224H38ZM96 225V224H95ZM37 226V225H36ZM185 226V225H184ZM2 227H4V226H2ZM7 227V226H6ZM41 227V228H42ZM51 227V228H50ZM138 227V226H137ZM148 227H149V225H148ZM150 227H151V224H150ZM187 227V226H186ZM188 227H189V225H188ZM235 227V226H234ZM9 226H8V231H9ZM22 228V227H21ZM20 228V229H21ZM246 228V227H245ZM3 229V228H2ZM13 229H15V228H13ZM13 229H11V230H13ZM47 228H45V230H46ZM107 229V228H106ZM189 229V228H188ZM247 229V228H246ZM1 230V229H0ZM3 230H5V229H3ZM10 230V231H11ZM104 230V229H103ZM138 230V229H137ZM2 231V230H1ZM8 231H5V233L6 232H8ZM16 231V230H15ZM18 231H19V229H18ZM17 231V232H18ZM106 231V230H105ZM104 231V232H105ZM188 231V230H187ZM244 231V230H243ZM14 232V231H13ZM100 232V231H99ZM102 232V231H101ZM137 232V231H136ZM135 232V233H136ZM150 232V231H149ZM190 232V231H189ZM207 232V231H206ZM9 233V232H8ZM7 233V235L8 236H10L9 234ZM107 232H105V234H106ZM185 234H187L186 232H184ZM14 234H15V232H14ZM101 234V233H100ZM108 234V233H107ZM133 234H134V232H133ZM137 234V233H136ZM139 234V233H138ZM188 234H191V233H188ZM187 234V235H188ZM1 235H3V233L1 232ZM84 235V236H83ZM102 235V234H101ZM104 235V234H103ZM135 235V234H134ZM13 236V235H12ZM36 236V235H35ZM34 236V237H35ZM42 236V235H41ZM41 236H39V238L41 237ZM50 236V237H51ZM83 236V237H82ZM109 236V235H108ZM111 236V235H110ZM185 236V235H184ZM254 236H255V241H252V243L248 246V248H255V246L256 245H264V232H258V233H255L254 234ZM53 237H51V238H53ZM80 237L81 238H85V240H84V244L85 245H83V244H81V240H80ZM2 238V237H1ZM8 238V237H7ZM21 238V237H20ZM23 239H25L24 237H22ZM28 238V237H27ZM35 238H38V236L37 237H35ZM39 238L38 239H34V238H32V239H30V240H26V242H28V243H35V242H37L36 244L37 245H39L40 243H39V241L42 239H40L39 240ZM106 237H105V235H104V239H105ZM129 238H130V235H129ZM146 238V237H145ZM3 239H4V236H3ZM5 239H6V237H5ZM9 239V238H8ZM103 239V240H104ZM109 239V238H108ZM134 239V238H133ZM146 239H148V238H146ZM181 239V238H180ZM253 239V238H252ZM9 240H11V238L9 239ZM9 240H6V241H9ZM111 240V239H110ZM140 240V239H139ZM5 241V240H4ZM25 241V240H24ZM23 241V242H24ZM42 241V240H41ZM44 241V240H43ZM105 241V240H104ZM141 241V240H140ZM147 241V240H146ZM220 241V240H219ZM17 242V241H16ZM15 242V243H16ZM22 242V241H21ZM22 242V243H23ZM106 242V241H105ZM222 242V241H221ZM231 241H229V243H230ZM233 242V241H232ZM8 243V242H7ZM98 243H96V244H98ZM141 243V242H140ZM180 243V242H179ZM209 243V242H208ZM19 244V243H18ZM27 244V243H26ZM42 244V243H41ZM105 244V243H104ZM218 244V243H217ZM221 244V243H220ZM224 244H226V243H224ZM32 245H34V244H32ZM36 245V246H37ZM42 245H44V244H42ZM107 245V244H106ZM144 245V244H143ZM74 246V247H75ZM84 246V247H83ZM218 246V245H217ZM216 246V247H217ZM223 246V245H222ZM143 247V246H142ZM141 247V248H142ZM200 247V246H199ZM203 247V246H202ZM215 247V246H214ZM225 247H227V246H225ZM256 247H258V246H256ZM97 248V247H96ZM134 248V247H133ZM141 248H139L140 250H141ZM204 248V247H203ZM203 248H201L202 250H201V252H197L200 256H203L204 258H208V261L209 262H211V264H259V260L257 261V259H250V260H248V261H246V262H243V261H240V260H236V257L238 256V255H240V253H238V252H236V251H234V250H232V249H230L229 250V248L227 249V248H224V247H221V246H218V248L217 249H215V251H214V249H212L211 248V246H208V247H205L206 249H203ZM231 248V247H230ZM234 248V247H233ZM74 249V248H73ZM81 249V248H80ZM134 249H136V247L134 248ZM142 249H144V248H142ZM181 249V248H180ZM188 249V248H187ZM187 249H186V251H187ZM196 249H198V250H200V248H196ZM195 249V250H196ZM238 249V248H237ZM89 250V251H88ZM189 250V249H188ZM193 250V249H192ZM240 250V249H239ZM79 251H81V252H84V251H82V249L81 250H79ZM144 251V250H143ZM142 251V252H143ZM181 252V251H180ZM241 252V251H240ZM144 253V252H143ZM187 253H189V251H187ZM196 253V254H197ZM109 254V253H108ZM142 254V253H141ZM140 254V255H141ZM145 254V253H144ZM194 254V253H193ZM196 254H195V256H196ZM244 254V253H243ZM14 255H15V253H14ZM14 255H12V256H9V257H13ZM99 255V254H98ZM139 255V256H140ZM95 256V255H94ZM97 256V255H96ZM100 256V255H99ZM143 256V255H142ZM181 256V255H180ZM193 256V255H192ZM198 256V255H197ZM9 257H7V259H6V257H4L6 260H7V262L8 263H6V264H11V261H14V260H10L11 258H9ZM188 257H191V255H189V256H187V258ZM244 257V256H243ZM9 258V259H8ZM20 258V257H19ZM23 258V257H22ZM95 258V257H94ZM99 258V257H98ZM192 258V257H191ZM203 258V259H204ZM250 258V257H249ZM2 258H0V260H1ZM4 259V260H5ZM16 259V258H15ZM105 259V258H104ZM189 259V258H188ZM202 259V258H201ZM200 259V260H201ZM94 260V259H93ZM96 260V259H95ZM191 260H194V259H191ZM19 261H21V260H19ZM186 261V260H185ZM184 261V262H185ZM207 261V260H206ZM3 262H6V261H3ZM188 262H190V260L188 261ZM197 261L195 260V263H196ZM195 263H193L192 262V264H195ZM206 263V262H205ZM0 264H2V261H1V263ZM15 264H18V263H15ZM19 264H21V262L19 263ZM32 264V263H31ZM184 264V263H183ZM185 264H186V262H185ZM201 264V263H200ZM206 264H210V263H206Z\"/></svg>",
  "mask_w": 264,
  "mask_h": 264
}]
</instances>
